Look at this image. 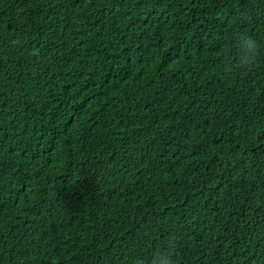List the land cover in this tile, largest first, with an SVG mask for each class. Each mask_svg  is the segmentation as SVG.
Listing matches in <instances>:
<instances>
[{
	"label": "trees",
	"instance_id": "1",
	"mask_svg": "<svg viewBox=\"0 0 264 264\" xmlns=\"http://www.w3.org/2000/svg\"><path fill=\"white\" fill-rule=\"evenodd\" d=\"M169 245L264 264V0H0V264Z\"/></svg>",
	"mask_w": 264,
	"mask_h": 264
},
{
	"label": "clouds",
	"instance_id": "2",
	"mask_svg": "<svg viewBox=\"0 0 264 264\" xmlns=\"http://www.w3.org/2000/svg\"><path fill=\"white\" fill-rule=\"evenodd\" d=\"M240 52L234 58L226 57L223 63L224 71L228 74L247 70L257 58L256 44L247 33L239 36ZM135 264H145L143 259L136 260ZM148 264H175L172 256L171 245L167 249L157 248L151 255Z\"/></svg>",
	"mask_w": 264,
	"mask_h": 264
}]
</instances>
